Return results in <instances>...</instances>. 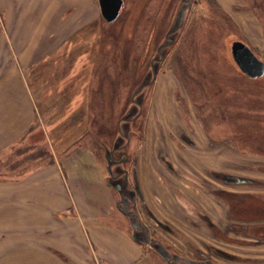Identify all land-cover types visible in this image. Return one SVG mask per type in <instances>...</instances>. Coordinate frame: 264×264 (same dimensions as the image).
<instances>
[{
	"label": "rangeland",
	"instance_id": "1",
	"mask_svg": "<svg viewBox=\"0 0 264 264\" xmlns=\"http://www.w3.org/2000/svg\"><path fill=\"white\" fill-rule=\"evenodd\" d=\"M123 1L119 16L107 23L100 14L97 0H0V51L28 52L22 60L18 78L33 94L40 90L43 98L39 110L43 114L44 128L54 124L53 117L57 119L68 110V86L80 87L85 81L90 101L88 108L94 112L96 90L107 92L108 88L113 99V122L126 116L129 108H136L132 95L142 84L144 74L150 71L149 59L151 56L159 58L157 48L168 41L166 33L178 13L180 19L179 10L187 0ZM193 1L183 13L181 27L170 35L174 41L165 50L166 57L154 64L158 69L156 87L149 85L144 89L143 105L150 97H155L154 94H159V87L161 90L166 85V91L169 88L170 96L165 99L175 103V110L166 118L171 122L166 123L171 128L167 132L172 134L170 138L178 147L200 152L201 173L199 179L195 178L200 187L199 193L193 195L199 194L205 199V209L198 211L191 194L178 188L181 200L179 205L175 204L176 212H172L174 221H163L161 226L153 220L150 223L162 242L185 257L209 255L212 264H264V218L256 219L250 210H244L257 199L246 197L244 203L245 198L231 197L233 193L256 187L259 181L253 176H264L263 166L255 156L248 159L238 152L240 148L252 153L263 152L258 148L261 140L256 137L255 124L247 121L251 117L264 116V76L247 77L235 64L230 51L235 38H248L256 53L264 56V44L260 43L259 34L252 36L256 29L248 26L253 25L251 15L239 12L235 20L224 10L223 7L228 10L236 1L243 3L240 0H218L220 6L209 0H205L208 5L205 2L193 4ZM248 1L255 9L254 14L263 19L264 0ZM37 4H41L43 11L39 8L37 12ZM39 36L59 38V41L48 50L34 42ZM63 36L64 43L60 42ZM85 51L87 64L81 72L80 69L75 71L73 66L80 63ZM93 73L98 78L96 82ZM151 77L152 74L149 80ZM144 113L145 109L130 129L136 136L145 125ZM93 126L94 134L101 131L95 123ZM59 128L64 129L63 126ZM59 128L55 129L56 136ZM42 129L40 125L24 141L0 156V177H16L49 161L52 143L46 141ZM112 131L105 136L107 144L115 139L116 129ZM229 132L235 134L236 141L229 138ZM211 133L218 137L209 139L207 135ZM50 134L53 137V133ZM71 134L74 135L73 130ZM81 140H89L101 157L107 152L105 146L92 140L91 134ZM158 142L150 139L147 153L156 148V152L150 154L154 161L173 167L175 160L162 155L167 149L153 145ZM168 149L174 150L175 145L170 142ZM213 154L216 169L207 167L213 164L210 162ZM208 155L210 160H207ZM91 160L98 164L103 174L106 173L102 158L96 159L97 163ZM182 162L186 163L183 159ZM229 199L233 202L232 210ZM229 204L231 214L228 215ZM7 229L3 227L0 232L9 233ZM70 231L80 237L74 227H70ZM10 238L12 243L4 244L7 250L0 248V264H93L91 260L101 263L92 252H83L80 242L61 252L50 250L47 242L38 245L31 237L13 235ZM24 239L28 243L23 242L21 246L20 240ZM37 247L43 248L38 260L33 251ZM150 254L158 264L166 263L154 251Z\"/></svg>",
	"mask_w": 264,
	"mask_h": 264
},
{
	"label": "crops",
	"instance_id": "2",
	"mask_svg": "<svg viewBox=\"0 0 264 264\" xmlns=\"http://www.w3.org/2000/svg\"><path fill=\"white\" fill-rule=\"evenodd\" d=\"M209 1L221 5L218 0ZM240 1L243 3L236 1L228 10V7L223 8L229 12L230 19H238L239 12L251 15L250 23L253 25L248 26L256 29L252 36L256 37L259 34L261 36L259 37L260 43L264 44V15L263 19L258 18L254 14L255 9L250 6L248 0ZM201 2H205L206 5L209 4L205 0H194L193 4L202 5ZM37 7V12H39L41 4H37ZM40 11L43 9L40 8ZM240 26L242 28V25ZM243 27L247 28L246 26ZM62 38L63 40L60 42L64 43L65 36ZM235 40L248 45L254 54L264 61V56L256 53L251 40L248 38H235ZM57 41L59 38L39 36L38 40L34 42L40 46L44 45L49 50L50 46L54 48L53 44ZM50 52L52 50L48 54ZM27 53H1L0 51V156L24 141L34 129H39L40 125L43 127L42 130H45L46 141L52 143L50 152L52 156H49L47 163L26 170L22 175L0 177V229L6 226L9 228L7 229L9 233L0 232L1 250H7V246L4 247V244L12 243L10 237L14 235L31 237V241L36 240L38 245L47 242L50 250L61 252L69 250L73 244L80 242L83 252L87 254L92 252L96 259L101 260V263L98 262L99 260H91L93 264H158L151 257L150 253L153 251L166 261L165 264L193 263L189 257L187 258L191 260L190 262L182 259L174 260L175 255H183L173 252V248L162 242L159 238L160 235L154 232V227L150 223L153 220L156 225L161 226L163 221H174L173 213L177 210L175 204L179 205L181 200L179 193L181 190L179 191L178 188L191 194L192 203L197 205L198 211L200 208L205 209L203 203L205 199L200 198L199 194L193 195V193H199L200 187L197 179H195H199L201 173L200 152L195 153L194 149L189 151L178 147L170 138L172 134L167 132L171 131V128L167 127V124L171 122L166 118H168L170 111L174 113L175 110V103H168L169 101L166 100L170 96L169 88L166 91V85H163L161 90L159 87V94L150 97L151 99L145 105H143V100L136 116L126 120L132 127L145 109L143 130L141 129L138 136L133 130L126 134L123 133L124 158L121 163L119 162L120 164L117 161L112 162L109 168L108 156L101 157L94 145L89 143V140L82 141L81 139L91 134L92 140L100 145L104 144L110 149L119 142V138H121L119 137L121 136L119 127L125 119L123 117L117 118L116 123L113 122L111 107L113 99L110 88L107 92L96 90V112H94L93 109L88 108L90 103H88L87 82L85 81L82 86L76 88H73V85L68 86L67 92H70L68 93L70 95L68 97V110L64 111L60 115L61 117L57 119L53 117L55 120L52 123L54 124L44 128L43 114L39 110L42 103L41 98H43L40 90L37 89L33 94L31 89L20 82L18 78L21 75L22 60L28 56ZM33 54L37 55L34 52ZM85 64H87L86 51L80 57V63H75L73 68L75 71L80 69L81 72V68L85 67ZM157 77L158 73L147 86L156 87ZM96 79L98 81L93 73V81ZM174 118L175 116L172 119ZM172 122L175 121L172 120ZM247 122L255 124L256 137H260L258 139L261 140L258 148H262L263 152L260 153L259 150L252 153L248 149L242 150L243 148H240L238 152L248 159L255 156L256 160L261 162L264 172V116L251 117ZM94 123L98 130L101 129L96 134H94ZM60 126H63L64 129L60 130ZM56 128H59L58 136L54 134ZM113 129H116V132L112 146V144H107L105 136L111 135ZM72 130L74 131L73 136ZM51 132L53 137H51ZM100 134L104 136L101 137ZM234 135L229 132L228 136L232 139L235 138L234 141H236L237 138ZM207 137L215 139L218 136L211 133V136L207 135ZM152 138L159 141L157 145L153 144L155 147L164 146L167 149V152L162 154L164 158L175 160L173 167L167 163H163L162 166L154 161L150 154L155 153L156 148H151L150 154L147 153L146 145L148 142L150 143ZM258 139L255 138L257 142ZM67 140L70 143L66 142ZM170 142L175 145L174 150L168 149ZM62 146L63 148H61ZM135 146H137L136 150ZM210 152L211 150H209ZM195 155L196 157H194ZM99 157L103 159L106 165V173L104 174L98 164L91 160L94 159L96 162ZM211 158L212 160H210V155L207 156V160L213 163H209L207 167L216 169L215 155L213 154ZM182 159L186 163H183ZM117 164L120 167L118 172L113 171ZM253 177H256V180L261 184L258 182L256 187L240 191V193H233L231 197L245 198L244 203L247 202L246 197L256 198L257 202L252 201L255 203L249 204L244 210H250L256 219L264 218V176L256 175ZM112 178L115 180H111ZM118 183L119 186H117ZM122 187L132 192L133 197L135 195V199L131 197V204L125 208L121 207V203L124 201ZM229 202L232 210L233 202L231 199ZM230 204L227 209L228 215L231 214ZM143 212L148 215V218L144 216ZM136 222L140 223V229L134 228ZM70 227H74L78 231L79 238L72 234ZM135 230L147 236L148 240H137L133 235ZM150 241L160 243L170 254L171 259L167 260L160 256L151 247ZM23 242L28 243L24 239L20 240L19 244L22 246ZM42 249V247H37L33 251L38 256Z\"/></svg>",
	"mask_w": 264,
	"mask_h": 264
},
{
	"label": "water",
	"instance_id": "3",
	"mask_svg": "<svg viewBox=\"0 0 264 264\" xmlns=\"http://www.w3.org/2000/svg\"><path fill=\"white\" fill-rule=\"evenodd\" d=\"M97 1L99 5L100 14L104 18V20L108 23L113 22L120 13V10L123 5V0H97ZM190 2L191 0H187L186 4L179 10L180 19H179V13H178L176 18L173 20V23L171 24L169 30L166 33L165 39L168 41L162 43L158 47V50L165 46L168 47L173 43L174 37L170 35L178 31V29L181 27L182 22H183V13L189 7ZM167 47H166V50H167ZM230 50H231V55H232L234 62L239 67V69L244 74H246L248 77L255 78L258 76H262L264 74V61L260 60L245 43L239 40H234L231 43ZM165 53H161V58L165 56ZM155 73L156 71L153 72V77L151 78L150 81L145 82L148 79V75H149V73H147V75L144 77L142 81L141 86L143 84L150 83L153 80ZM139 106H141V103H139ZM132 109H135V108H129L127 110V115L131 113ZM107 159L109 160L108 167L110 168L112 162L110 161L109 157H107ZM117 186H119V183L117 184ZM134 216L136 217L135 214ZM136 220L138 219L136 218ZM139 225L140 223L136 222V225L134 224V228L140 229ZM133 235L139 241L148 240L147 236H144L140 231L135 230ZM150 245L157 253L160 254V256L166 258L167 260L171 259L170 254L165 250V248L160 243L150 241ZM173 259L176 261L179 259H182L188 262L191 261L185 256L175 255Z\"/></svg>",
	"mask_w": 264,
	"mask_h": 264
},
{
	"label": "flooded vegetation",
	"instance_id": "4",
	"mask_svg": "<svg viewBox=\"0 0 264 264\" xmlns=\"http://www.w3.org/2000/svg\"><path fill=\"white\" fill-rule=\"evenodd\" d=\"M124 7V1H123V5H122V8L121 10L123 9ZM120 10V12H121ZM120 14V13H119ZM166 47H162L161 49L158 50L157 48V51L159 53V58H156V57H153L151 56L150 59H149V67H150V71H148L149 75H148V79L145 81V82H148L150 81L149 80V77L151 76V74L153 75V72L156 71L155 73V76L154 78L157 76V73H158V69L156 66H154L155 62H159L161 61L163 58H165L166 56H164L163 58H161V53H165V50H166ZM164 52H163V51ZM147 73L144 74V76H146ZM152 78V77H151ZM155 80V79H154ZM148 85L147 84H143L142 86L140 85L135 93L132 95V101L134 102L136 108L135 109H132L131 111V114L130 115H126V116H123V118L125 119L123 122H121V125L119 127V132L121 133V138H119V142H117L114 147H112V149L106 147L104 144L103 146H105L104 149L107 150V152L105 153V155H107L110 159L111 162H114V161H117L118 163L120 162L121 163V160L124 158V154H123V143H124V140H123V133H128L131 129V126L127 123V119H131L134 117V115L137 113L138 111V108H139V103H142L143 100H144V89L146 88V86ZM141 99V100H140ZM136 116V115H135ZM113 146V144H112ZM119 163V164H120ZM116 164V162H115ZM116 170L117 172L120 170V167L119 165L117 164L116 167H114L113 171ZM113 176H114V173H113ZM115 177V176H114ZM111 180H115V178L111 179ZM122 189V192H123V197H124V201L123 203H121V207L122 208H125V206H128L129 204H131V201H130V198L133 197V193L130 192L129 190L125 189V188H121ZM135 199V195L133 197ZM209 256V255H207ZM205 257L204 255H197V256H194V257H189L190 259H192L193 263L195 264H212V261L208 258V257ZM193 263H188V264H193Z\"/></svg>",
	"mask_w": 264,
	"mask_h": 264
}]
</instances>
